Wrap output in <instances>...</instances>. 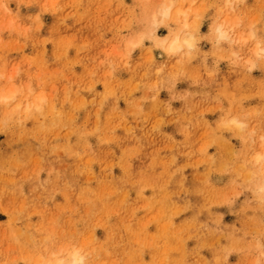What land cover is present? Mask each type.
Wrapping results in <instances>:
<instances>
[{"label": "rangeland", "instance_id": "374dc122", "mask_svg": "<svg viewBox=\"0 0 264 264\" xmlns=\"http://www.w3.org/2000/svg\"><path fill=\"white\" fill-rule=\"evenodd\" d=\"M156 1L0 0V264L81 243L89 264L260 259L264 0H180L197 41L171 55ZM220 17L255 35L217 39Z\"/></svg>", "mask_w": 264, "mask_h": 264}, {"label": "bare ground", "instance_id": "6f19581e", "mask_svg": "<svg viewBox=\"0 0 264 264\" xmlns=\"http://www.w3.org/2000/svg\"><path fill=\"white\" fill-rule=\"evenodd\" d=\"M159 1H162L161 4L158 3ZM181 1L180 0H158V2L156 1L157 4H159V5L155 6L154 9L153 8L150 9L151 11H153L151 18L149 17V15L151 16V13H150L151 11H147V14H149L148 15L149 19L148 20H151L150 35L152 36V39L155 41L154 43L156 44V46H158L162 50H164L167 53V55L168 54L171 55V54H174V53L182 52V51H184L186 49L189 50L191 48H194L195 45H196L197 37H196V31L195 30H198L199 23L196 22L195 25L193 26L194 27L193 31L190 30V27L192 26L193 22H191V26H190V24H189L190 22L188 21L190 18L188 19V17H189V12H191V10L189 11V9H191L192 7L190 5L191 8L189 6H188L189 8L188 7L184 8ZM228 2H229V4H232V0H231V3H230V0ZM183 3H184V1H183ZM165 12L167 13V16H165ZM228 18L227 17L226 18L225 17L224 18L220 17V19L217 20V22H215L213 24L212 29H213L214 33L216 34L217 39H219V40H229L232 43L234 42V43L238 44V43H246L249 39H251L255 35V32H254L253 29H251V31L249 32L248 36L244 35V31H237L238 30L237 28H239L237 26L240 24L239 18H236V19L233 18L234 21H231ZM169 19H172V20L178 22V24L182 22V24H179L176 27H170L169 31L166 34H164V35L157 34L156 31H157L158 26L160 24L164 23V22L167 23L168 21L166 22V20H169ZM199 21H200V19H199ZM148 22L150 23V21H148ZM185 24L187 25V27H185ZM147 30H148V28H147ZM145 33H146V31L138 33L137 36L135 35L136 39H134L133 41L131 40L132 42L129 43V44H131L130 47L133 48L136 45H138L141 42H143V39L145 38L146 34L147 35L149 34V32H147L146 34ZM221 33L226 34V38H221ZM132 37H130V38H132ZM177 38L179 39L180 44H179V46L174 48V43L177 40ZM198 38H199V35H198ZM189 44L191 45V47H189ZM255 54L257 56H262L264 54V51L258 49V47L256 46ZM248 61L250 63V65H249L250 68H252L254 66L255 62L252 61V60H248ZM11 87H13V86H11ZM10 89H12V88H10ZM4 90H5V88H4ZM4 90H2L4 94H1V99L2 100L3 99H5V100L9 99L10 100L11 98H13L15 96L16 92H18V89L16 88V90H14V91L11 90L12 92L9 90L8 92L9 93L11 92V93L10 94L7 93V95H5L6 92H4ZM33 103H35V102H33ZM29 105H27V109L30 111V109H29L30 106ZM17 106L20 107V104H18ZM35 106L39 107V105L37 103H36ZM19 107H16V108H19ZM28 110H26V113L28 112ZM244 124H245L244 121L240 120L236 116H231L228 119L224 120V125H226L229 128H238V129H240L241 126H243ZM258 157L264 158V152L258 151V152L254 153L253 161L256 164H259V162L257 160ZM262 187H264V177H262V182L257 187V191L260 192V189ZM61 246H63V244ZM69 246H71V245H69ZM69 246H66V247L63 246V248H69ZM72 247L81 249L83 251V253L85 254V256H86L88 264L90 263V257L93 256L94 250L91 251L90 249H86L85 244H83V243H81V244H79L77 246L72 245ZM60 249H62V247H59L58 249L51 250L49 255H47L46 257H45V255H46L45 254L44 257H42L40 260H37V261H39L38 264L39 263L40 264H45V261L50 259L52 257V254L54 252H58Z\"/></svg>", "mask_w": 264, "mask_h": 264}, {"label": "clouds", "instance_id": "9594fccd", "mask_svg": "<svg viewBox=\"0 0 264 264\" xmlns=\"http://www.w3.org/2000/svg\"><path fill=\"white\" fill-rule=\"evenodd\" d=\"M179 44L180 41L177 38L174 43V48L179 46ZM189 47H191L190 44ZM260 196L261 199H264V187L260 189ZM45 264H88V261L81 249L69 247L62 248L58 252H54L52 257L45 261ZM256 264H264V246L261 247L260 259L256 262Z\"/></svg>", "mask_w": 264, "mask_h": 264}, {"label": "snow or ice", "instance_id": "6c2138e0", "mask_svg": "<svg viewBox=\"0 0 264 264\" xmlns=\"http://www.w3.org/2000/svg\"><path fill=\"white\" fill-rule=\"evenodd\" d=\"M165 16H167V13L165 12ZM185 27H187V25L185 24ZM221 38H226V34L221 33ZM191 46V45H190ZM258 49L264 51V39L261 40V42L257 45ZM45 102V98L43 96L40 97L39 103H44ZM262 142H264V137L261 138ZM261 168H260V174L262 177H264V158L262 157H258L257 158ZM264 200V199H262Z\"/></svg>", "mask_w": 264, "mask_h": 264}]
</instances>
